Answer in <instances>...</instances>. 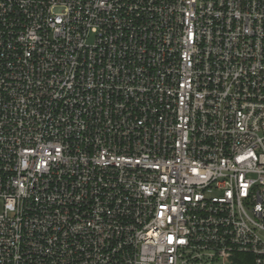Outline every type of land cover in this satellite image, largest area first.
<instances>
[{
    "label": "built area",
    "instance_id": "obj_1",
    "mask_svg": "<svg viewBox=\"0 0 264 264\" xmlns=\"http://www.w3.org/2000/svg\"><path fill=\"white\" fill-rule=\"evenodd\" d=\"M0 264H264V0H0Z\"/></svg>",
    "mask_w": 264,
    "mask_h": 264
}]
</instances>
